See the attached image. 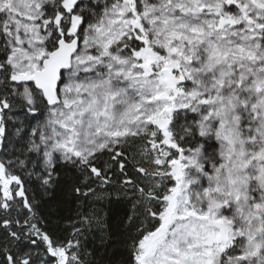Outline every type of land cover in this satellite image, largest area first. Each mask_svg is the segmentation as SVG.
<instances>
[{"label":"snow or ice","instance_id":"1","mask_svg":"<svg viewBox=\"0 0 264 264\" xmlns=\"http://www.w3.org/2000/svg\"><path fill=\"white\" fill-rule=\"evenodd\" d=\"M0 264H264V0H0Z\"/></svg>","mask_w":264,"mask_h":264}]
</instances>
